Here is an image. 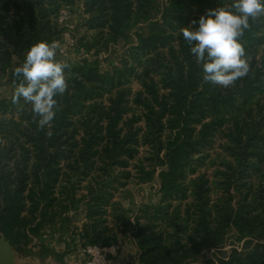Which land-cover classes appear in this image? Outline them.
Masks as SVG:
<instances>
[{
	"label": "trees",
	"instance_id": "obj_1",
	"mask_svg": "<svg viewBox=\"0 0 264 264\" xmlns=\"http://www.w3.org/2000/svg\"><path fill=\"white\" fill-rule=\"evenodd\" d=\"M76 1L0 0V87L4 77L14 88L23 82L22 76L14 75L21 66L14 63V55L21 57L39 41H58L62 32L54 19L64 5L73 6ZM156 1H86L87 14L107 18L102 22L109 24L115 41L125 36L133 17L148 21L149 32L139 35L130 61L134 67L126 64L113 73H103L95 63L75 66L72 88L76 93L61 103L65 107L57 110L53 127L41 129L40 117L34 114L29 118L33 135L26 134L28 141H22L21 150H15L19 159L12 165L9 155L0 158V237H6L17 254H26L33 240L60 215L86 209L87 222L81 232L84 245L110 246L132 229L141 264H192L206 249L223 246L232 229L237 231L239 242L246 241V247L242 253L235 250L219 259L218 264H264V175L255 195L251 191L244 195L243 182L248 175H238L241 169L237 175H226L230 200L225 205H212L203 178L194 181L191 175L209 159L221 132H229L230 148L236 150L235 163L240 168L254 160L264 164V124L255 114L258 96L264 90V75L260 69L257 74L249 71L229 88L204 82L202 64L191 52L194 44H188L180 30L198 27L191 22L201 15L192 18L185 12L188 5H197L202 14L216 3L224 6V0H174L162 14L150 17L147 8L152 12L157 9ZM141 12H145L143 16ZM154 16L161 17L154 21ZM249 24L239 38L247 53L253 52L251 47L264 46V16L250 19ZM135 67L145 69V73L136 72ZM132 76L147 89L140 93L138 103L145 112L140 116L145 119L143 128L134 133L129 128L125 135L126 106L131 100L124 93H120V100L111 99L109 106L100 110L93 107L85 114V102L94 94L87 90L88 85L96 84L102 90L121 88ZM12 101L0 100V112L8 113L16 105ZM76 116L83 118L74 128ZM12 122L16 125L15 120ZM49 130L53 133L50 137L46 135ZM139 144L149 146L152 164V170L140 169L139 179L143 184L158 179L162 198L159 205L129 217L130 213L114 202L119 187H126L114 170L124 158L135 157L133 146ZM101 151L106 156L99 167L104 175H97ZM84 180L89 185L80 194ZM191 199L193 202L186 205Z\"/></svg>",
	"mask_w": 264,
	"mask_h": 264
},
{
	"label": "rangeland",
	"instance_id": "obj_2",
	"mask_svg": "<svg viewBox=\"0 0 264 264\" xmlns=\"http://www.w3.org/2000/svg\"><path fill=\"white\" fill-rule=\"evenodd\" d=\"M86 1L87 0H77L73 6L64 5L58 13L57 18L54 19V22L57 23L59 30L62 32L61 38L57 41L59 42V48L57 49L55 59L58 62H64L70 66L69 68H66L64 70L66 79L69 84V89L63 95H61V97L63 98L58 99V96L55 97V99L57 100L58 110L65 107H62L61 104L63 102L65 103V98H71L76 93V91L73 90L74 88H72L75 87L74 79H76V76L75 73L72 72L75 66L83 64L85 62L95 63L103 73H113L115 69H121L126 66V64H129L130 67H134L133 63L130 62L133 58V49L138 45L137 43L140 33H144L145 35H147L149 32L148 21H143V19L138 21L136 17H133L130 24L131 26L126 31L125 36H122L118 41H115V39L112 38V34L114 32L110 27H108L109 24H103L102 22L107 18H102L101 20V17L98 18V15L95 16L91 13L87 14ZM171 1L174 0H157L155 4L157 6V9L154 8L152 12L151 8H147L148 15L150 17H153L155 13L162 14L167 4L169 2L171 3ZM234 2L235 0H224V6H221L220 3H216L213 6L206 7L203 11L204 13L202 14H200V11L202 10L198 9L197 5H188V9H186L185 12L190 13L189 15H191L192 18H195V14L204 15L207 9L229 7V3L233 4ZM100 7L102 8V6ZM138 10L139 8L134 13L136 14ZM134 13L132 14V16L135 15ZM144 13L145 12H141V16H143ZM263 16L264 15H260L259 17ZM160 17L161 16H154L153 20H159ZM99 19L101 21H99ZM175 35L177 37L178 34L176 33ZM174 40L175 39H173L172 41ZM172 44L174 43L172 42L171 44H169V47H171ZM249 50L253 51L251 53L245 52V54L248 55L246 59L248 60L250 66L249 71H251L253 74H257L260 69V73H263L264 75V46L261 49L258 47L257 49L251 47ZM256 50L257 52H255ZM26 54L27 52H24L21 57L19 55H14V63H20V65L22 66L25 61ZM255 56L257 57L254 58ZM135 70L136 72H141L143 74L145 73V69L143 68L137 69L135 67ZM134 77L135 76H132L131 80H129V82L121 88H108L106 90H102V88L96 84L94 87L88 85L89 87L87 90H93L94 94H92L90 100L85 102V114L87 115L91 110H93V107L95 108V110H100L99 107L102 108L104 106H109L111 99L120 100V93H124L126 95L125 98H129L128 100H131V102L129 106H126L124 104L127 108L126 111L128 112V114L125 115V123L127 125H123L122 123L120 127H122V125L124 126L126 133L125 135L129 134V128L133 130V133L136 132V130H139L140 127L143 128L144 124L142 120L144 118H141L140 116L145 112L138 103L140 101V93L141 95L144 94V91L147 89H145V87L142 86L140 82H138V79H134ZM1 81L2 83L0 87V100L6 99L10 102L13 100V95L16 88L11 86L7 82L6 77H4V79H2ZM144 97H146V95H144ZM144 97L143 99H145ZM263 107L264 90L262 91V96H258L255 113L259 115L256 116V119H258V122L261 124H264V110L260 113L259 111ZM33 115L34 113L32 112V105L30 103H25L23 98H21L19 102L16 103V105H14L13 107L11 106V110H9L8 113L0 112V158L4 159L6 155H9V159L12 165L19 159V154L15 153L16 148L18 150L20 148L21 150V142L28 141L29 138L28 136H26V134H29L31 136L33 135L34 131L29 122V118ZM90 115H92V113ZM81 119L80 116H76L74 118V128L82 124V122H78L81 121ZM13 120L16 121V125L13 124ZM29 130L30 132L28 133ZM6 134L8 136H6ZM262 135H264V126H262ZM228 136L229 132H221V134L215 141V145L213 146L212 151L209 153V159L204 162V166H196L198 167L196 169V173L191 174L194 181L199 178H203V181L205 182V189L207 191L210 190L209 194L207 193V196L211 199L212 205L218 202L222 205H225L227 200L229 199V195L227 194L228 187L226 184V181H228V179L226 175H237L235 172H238L240 169L242 170V172H240L238 175H248L246 182H243L245 184V187L242 188L245 191H243L244 195H246L247 191H251L252 195H255L258 190L260 176L264 175V164H260L259 161L254 160L247 164L249 166L241 168L237 163H235L237 153L236 150L234 152L232 148H230L231 145ZM18 138L20 140H18ZM262 140L264 141V137ZM141 141L143 142L142 136H140V143H142ZM255 143L256 145H261L260 142ZM133 147H135V151L133 153L135 157L131 158L129 156L128 158H124L122 164L118 165L117 167L115 166V174L122 177L121 183H125L126 186L119 187L117 195L120 193L128 194L130 192H133L143 184L139 179L141 177L140 169L142 167L146 168V170H152L149 146L139 144ZM102 153L103 152L101 151L98 155H102V157H98L99 165L97 167L98 170L96 169L97 175H104L103 170L99 169V167L103 166L102 158L106 157ZM261 153L262 155H264V151H261ZM252 164H256L254 165L255 167H253ZM230 166H232V170H229ZM255 168L260 169L263 174L259 173V170L256 171ZM159 171H161V169H159ZM155 182L156 181L152 183ZM88 185L89 182H87V180L80 182L79 193L83 194ZM192 202V199L188 200L186 201V205ZM177 204L178 203H175L174 206L176 207ZM173 212L174 210L172 209L171 213ZM142 217H144V215ZM145 219L146 217L144 218V220ZM237 236V231L232 229L229 232L227 240L223 246H220L219 248L211 247L209 249H206L202 254L195 257L192 264H218L219 259L230 256L231 253L235 250L242 253L244 251V248L246 247V241L239 242L236 239ZM248 240L251 239L249 238ZM252 245H254V243Z\"/></svg>",
	"mask_w": 264,
	"mask_h": 264
},
{
	"label": "clouds",
	"instance_id": "obj_3",
	"mask_svg": "<svg viewBox=\"0 0 264 264\" xmlns=\"http://www.w3.org/2000/svg\"><path fill=\"white\" fill-rule=\"evenodd\" d=\"M264 15V0H235L229 7L207 9L198 21L196 30L182 28L184 40L193 45L192 54L196 62L202 64L203 80L222 88L234 86L237 80L245 77L250 66L239 38L250 28L249 20ZM59 48L57 41H39L28 50L22 66L15 69L14 75L22 76L13 95V103L21 98L32 105V112L40 117L41 129L53 127L52 122L58 110L57 95L69 89L65 69L70 66L56 61ZM26 82V83H25ZM49 137L53 133L46 132Z\"/></svg>",
	"mask_w": 264,
	"mask_h": 264
},
{
	"label": "crops",
	"instance_id": "obj_4",
	"mask_svg": "<svg viewBox=\"0 0 264 264\" xmlns=\"http://www.w3.org/2000/svg\"><path fill=\"white\" fill-rule=\"evenodd\" d=\"M145 183L133 192L118 194L114 202L133 217L145 207H155L160 204V181ZM87 222V210L60 215L50 226L46 227L40 237L33 240L26 254H17L18 264H87L83 253L86 243L81 236ZM130 229L126 235H121L118 243L122 250L112 264H141L140 250Z\"/></svg>",
	"mask_w": 264,
	"mask_h": 264
},
{
	"label": "built area",
	"instance_id": "obj_5",
	"mask_svg": "<svg viewBox=\"0 0 264 264\" xmlns=\"http://www.w3.org/2000/svg\"><path fill=\"white\" fill-rule=\"evenodd\" d=\"M122 250L120 243L110 246H97L86 244L83 247V253L87 257V264H112L114 258L118 257Z\"/></svg>",
	"mask_w": 264,
	"mask_h": 264
},
{
	"label": "water",
	"instance_id": "obj_6",
	"mask_svg": "<svg viewBox=\"0 0 264 264\" xmlns=\"http://www.w3.org/2000/svg\"><path fill=\"white\" fill-rule=\"evenodd\" d=\"M0 264H18V256L6 237H0Z\"/></svg>",
	"mask_w": 264,
	"mask_h": 264
}]
</instances>
